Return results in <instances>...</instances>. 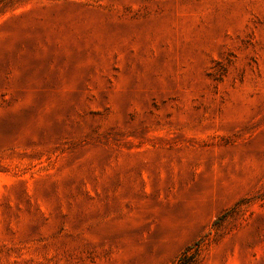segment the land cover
<instances>
[{
	"label": "rangeland",
	"instance_id": "1",
	"mask_svg": "<svg viewBox=\"0 0 264 264\" xmlns=\"http://www.w3.org/2000/svg\"><path fill=\"white\" fill-rule=\"evenodd\" d=\"M195 243L264 264V0H0V264Z\"/></svg>",
	"mask_w": 264,
	"mask_h": 264
},
{
	"label": "trees",
	"instance_id": "2",
	"mask_svg": "<svg viewBox=\"0 0 264 264\" xmlns=\"http://www.w3.org/2000/svg\"><path fill=\"white\" fill-rule=\"evenodd\" d=\"M198 251L199 245L197 243L193 244L191 247H188V249H186L182 253V255L177 259L175 264H195Z\"/></svg>",
	"mask_w": 264,
	"mask_h": 264
}]
</instances>
